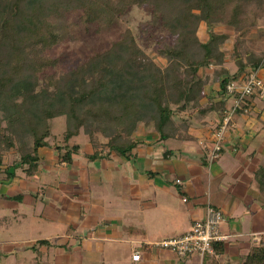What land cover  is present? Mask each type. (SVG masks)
Here are the masks:
<instances>
[{
  "label": "crops",
  "instance_id": "1",
  "mask_svg": "<svg viewBox=\"0 0 264 264\" xmlns=\"http://www.w3.org/2000/svg\"><path fill=\"white\" fill-rule=\"evenodd\" d=\"M214 86L207 88V98L223 103L225 95ZM210 107L205 98V111H179L181 137L162 140L152 128L139 127L126 155L74 136L68 145L78 148L68 162L59 158L58 143L48 140L33 175L18 168L8 177L1 166L5 264H243L259 244L254 235L264 239V195L255 179L264 165V100L248 99L211 163L207 151L221 108ZM208 203L224 216L225 238L213 243L214 254L179 257L153 245L187 232ZM54 222L62 229L45 231L44 223Z\"/></svg>",
  "mask_w": 264,
  "mask_h": 264
},
{
  "label": "trees",
  "instance_id": "2",
  "mask_svg": "<svg viewBox=\"0 0 264 264\" xmlns=\"http://www.w3.org/2000/svg\"><path fill=\"white\" fill-rule=\"evenodd\" d=\"M126 1L123 0L124 3ZM23 2L0 0V43L6 41L10 48V51L7 49L5 61L0 63V105L11 109L8 123L18 124L22 135L24 133L28 136L26 141L21 135L19 144L15 145L13 134L0 127L2 149L14 147L17 152L13 164L4 167L8 177L14 176L13 171L18 168L28 176L36 172L39 149L48 145L52 135L49 121L58 115L67 116L63 144L54 145L62 161L71 160V154L78 145L69 146L68 141L79 135L81 129L93 143L90 130L94 120H100L106 125L103 129L110 133L107 134L108 148L126 155L136 145L129 131L135 130L139 122L151 123L162 140L177 137L181 125L176 121L174 108L178 111L192 108L205 111L201 99L206 98L211 104L210 108H221L222 115L226 100L223 99L221 103L214 102L212 97L207 98L204 86L217 80L220 96H224L227 82L236 81L245 76L249 69L261 65L260 57L252 55L245 62L238 57L237 69L233 74L222 67L212 73L199 74L200 68L210 62L222 64L223 53L219 45L225 34L210 31L207 40L200 41L196 35V26L204 21L211 28L222 20L237 27L245 19L258 15L259 11L264 15V0H189L185 9L174 14L173 21L179 26L178 39L174 45L162 50L168 59L164 69L158 68L151 60L144 62L132 38L127 37L126 41L132 44L129 49L138 55L136 60L124 53L122 40L96 55L97 62L91 61L89 71L84 67L75 71L72 79L75 81L71 80L66 90L58 89L57 86L58 90L52 94L35 91L28 84L25 72L31 67L51 64L52 60L30 49L23 50V46L28 43V46L44 48L55 39L56 34L48 29L49 25H39L33 28L26 26L23 35L19 36L16 30L19 19L16 16L22 15ZM119 6L109 1L85 8V19L98 20L105 15L107 20H112ZM192 8L197 12L193 13ZM97 13H101V16L98 17ZM185 22L188 24L185 25ZM141 56L148 59L142 53ZM135 62L139 67L134 65ZM85 73L87 77H84ZM178 137H181L179 133ZM63 147L65 150L61 152ZM255 179L264 195V165L256 170ZM243 264H264V243L253 247Z\"/></svg>",
  "mask_w": 264,
  "mask_h": 264
},
{
  "label": "rangeland",
  "instance_id": "3",
  "mask_svg": "<svg viewBox=\"0 0 264 264\" xmlns=\"http://www.w3.org/2000/svg\"><path fill=\"white\" fill-rule=\"evenodd\" d=\"M109 1L115 5L120 4L112 20H107L105 15L101 16V13H97L98 17L101 16L98 20L85 19V8ZM188 4L189 0H141V2L128 3L127 1L124 3L123 0H24L22 15L16 16L19 19L18 26L16 25L19 36L23 35L26 26L33 28L39 25H49L48 29L56 34L55 39L44 48L24 44L23 50L30 49L31 52L52 60L51 64L29 68L28 72H25L28 84L35 91H46L47 94H52L58 89L66 90L70 87L75 71L80 67L89 71L91 61L97 62L96 55L107 51L114 43L122 40L121 46L127 56H132L136 60L140 55L144 62L151 60L158 68L164 69L167 67L168 59L162 50L166 46L174 45L178 39L179 26L173 21L174 14L185 9ZM191 11L197 12L195 8ZM258 13L254 17L245 19L239 26L236 25L237 27L222 20L213 24L211 28L204 21L197 24L196 35L200 41L207 40L210 31L225 34L219 45V50L223 53L222 64L210 62L206 67L200 68L199 74L212 73L221 67L229 74H233L237 69V58L245 62L252 55L260 57V67H264V15H261L260 11ZM186 24L188 23L185 22ZM127 37L132 38L134 46L139 49L138 55L133 49H129L132 44L126 41ZM7 44L9 43L6 41L0 43V63L5 61L7 49H10ZM141 53L148 59L143 58ZM97 65L100 66L99 63ZM134 65L139 67L137 62ZM84 77H87L86 73ZM261 77L264 80L262 75ZM217 84V80L208 83L204 86V91L210 90L214 85L216 87ZM204 100L205 98H202L201 102ZM10 111L11 109L0 105V127L11 132L15 145H18L22 132L18 124L8 123ZM174 112L176 115L180 114L176 108ZM66 120L67 116L61 114L49 121L52 133L49 142L58 144L62 142ZM93 122L90 130L92 133L90 140L93 143L90 142L97 148H108L107 134L110 133L107 129H103L106 125L100 120ZM139 127L153 130L151 123L139 122L135 130L129 131V136L132 137ZM23 136L28 141V136L24 133L22 138ZM83 138L88 140V136L81 129L75 141L82 142ZM16 157L15 148L2 149L0 141V167L13 164ZM46 224L48 223H44L45 231L51 232L53 228L62 229L60 222L51 223L49 226ZM4 256L5 253L0 255V264H5ZM23 263L28 264L26 260Z\"/></svg>",
  "mask_w": 264,
  "mask_h": 264
},
{
  "label": "built area",
  "instance_id": "4",
  "mask_svg": "<svg viewBox=\"0 0 264 264\" xmlns=\"http://www.w3.org/2000/svg\"><path fill=\"white\" fill-rule=\"evenodd\" d=\"M224 94L226 105L218 125L212 132L208 146L207 160L210 163L219 158L225 133L235 126L236 114L246 111L247 100L253 96L264 100V80L260 75V66L249 69L245 76L236 81L227 82ZM176 182H180V179H176ZM223 220L221 210L208 203L204 209V216L195 220L187 232L179 236L162 238L155 241L153 245L169 249L179 257L193 253L199 256L206 253L214 254L213 243L225 238L220 232ZM253 238L258 243H264V239H259L257 235ZM132 258L138 259L139 252L135 251Z\"/></svg>",
  "mask_w": 264,
  "mask_h": 264
}]
</instances>
